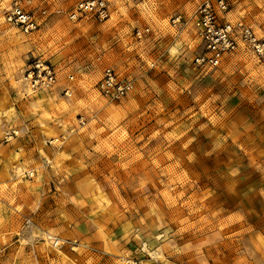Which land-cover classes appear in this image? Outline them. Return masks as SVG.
I'll use <instances>...</instances> for the list:
<instances>
[{
	"label": "rangeland",
	"instance_id": "1",
	"mask_svg": "<svg viewBox=\"0 0 264 264\" xmlns=\"http://www.w3.org/2000/svg\"><path fill=\"white\" fill-rule=\"evenodd\" d=\"M81 1L0 0V264H264V56L197 65L203 0L71 19ZM15 3L37 29L4 19ZM228 14L264 39V0ZM37 62L51 87L29 85Z\"/></svg>",
	"mask_w": 264,
	"mask_h": 264
},
{
	"label": "built area",
	"instance_id": "2",
	"mask_svg": "<svg viewBox=\"0 0 264 264\" xmlns=\"http://www.w3.org/2000/svg\"><path fill=\"white\" fill-rule=\"evenodd\" d=\"M229 12V0H203L194 12V19L203 51L194 61L200 67L216 69L223 58L237 50L240 42L251 47L259 56H264V39L259 38L253 28L243 20H232ZM93 14L100 19L108 17L104 0H83L70 13L71 19ZM4 19L24 32L29 33L38 28L34 16L21 5L15 3L4 12ZM180 16L173 18V23H180ZM149 29H137L136 36L141 37ZM27 81L32 89L51 87L56 81V74L49 65L37 62L27 75ZM103 94L111 99L126 96L131 88L130 80L119 79L112 70H107L99 82Z\"/></svg>",
	"mask_w": 264,
	"mask_h": 264
},
{
	"label": "bare ground",
	"instance_id": "3",
	"mask_svg": "<svg viewBox=\"0 0 264 264\" xmlns=\"http://www.w3.org/2000/svg\"><path fill=\"white\" fill-rule=\"evenodd\" d=\"M197 9V8H196Z\"/></svg>",
	"mask_w": 264,
	"mask_h": 264
},
{
	"label": "crops",
	"instance_id": "4",
	"mask_svg": "<svg viewBox=\"0 0 264 264\" xmlns=\"http://www.w3.org/2000/svg\"><path fill=\"white\" fill-rule=\"evenodd\" d=\"M229 15V14H228Z\"/></svg>",
	"mask_w": 264,
	"mask_h": 264
}]
</instances>
